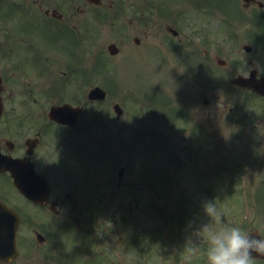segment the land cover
Wrapping results in <instances>:
<instances>
[{
	"label": "flooded vegetation",
	"instance_id": "flooded-vegetation-1",
	"mask_svg": "<svg viewBox=\"0 0 264 264\" xmlns=\"http://www.w3.org/2000/svg\"><path fill=\"white\" fill-rule=\"evenodd\" d=\"M106 66L126 74L179 68L178 79L190 86L192 131L216 135L219 141H209L217 151L229 143L223 130L243 148H264V97L242 86L264 82V0H0V203L22 222V214L40 210L48 226L52 203L59 211L80 190L100 197L98 181L113 170L99 152V134L107 129L115 139L133 118L131 101L114 95L104 110L108 127L100 125L106 100L88 96ZM66 105L82 111L55 117L53 109ZM26 166L48 185L46 204L16 187L12 172L25 180ZM20 230L12 264H30L35 245L22 242ZM32 231L43 232L37 225Z\"/></svg>",
	"mask_w": 264,
	"mask_h": 264
},
{
	"label": "rangeland",
	"instance_id": "rangeland-1",
	"mask_svg": "<svg viewBox=\"0 0 264 264\" xmlns=\"http://www.w3.org/2000/svg\"><path fill=\"white\" fill-rule=\"evenodd\" d=\"M107 37L108 33L106 30L103 40H107ZM159 68L163 69V77L161 78L154 76L161 72L157 69L148 68L143 72L144 74L148 71L149 76L152 77V81L149 78L148 85L145 87L142 84H145V82L141 81L142 79H138L139 75H141L140 68L130 70L126 79L124 71H120L122 72L123 80H125L119 83L115 82L116 79L111 80L116 77V73L113 70L101 71L99 79L103 83L102 86L110 93V96L112 97L114 96L113 94L118 93L120 94V99L131 101L133 112H137L132 125L138 120L147 123L148 126L143 127L144 130H147V137L140 135L143 131L141 128L133 126L132 131L125 133L128 143L127 151L124 153L122 144L119 141H122L125 135L121 134L120 140H118L120 136H116L117 138H113L112 143H110L107 132L99 134L101 137L98 145L99 152L104 155V158L107 157L108 159L110 153L108 152L107 154V148L109 146L118 151L116 156L112 157V161L116 162V164H110L114 173L111 171V173L101 175L105 179H100L95 188L96 190L100 189V197L90 196L86 199L84 191L80 190L79 195L80 193L82 194L77 198L81 202L79 205L81 206L86 199L91 201L90 207H85L84 203L80 210L69 212L71 206L68 205L67 210L60 218H52L53 222L54 219L58 220L53 224L49 234H46V237L50 239V251L47 250V253L43 249H37L36 251V254L37 252L42 254L40 257L44 259L43 262L45 264H96L95 260L98 254H102L105 257L106 262L103 264H155V260L158 261V264H206V257L203 254V249L206 246L199 241L193 230L188 227L184 228L181 238L174 240V244H167L165 247L164 245L158 246V251L164 253L166 248L168 253H171L168 259L157 257L156 246H152L154 250L151 254L149 252L150 249L144 252L143 250L140 251V247H138L137 252L132 251L126 254L125 251L123 256L127 242L131 243L133 248L137 247L135 246L136 239H134V236L140 237L141 224L143 228L147 227V229H150V231L148 230V242L150 245H152L151 241L156 237L159 238L158 236L163 232L158 229V226L160 228H165V226L170 228L167 224L177 225L179 222L178 218L173 220L168 217L167 213L171 215L178 209L176 205L181 201L183 194H185V198L194 201L191 203L196 204L192 206L196 207L198 205L201 212L203 201L214 200L226 223L239 226L245 232L254 233L259 231L261 235H264V167L255 166L256 163L264 162V148H243L239 140H233L234 136L229 134V131L223 130V139L229 143L223 142L221 151H217L210 146L209 141L212 136H214L216 142L219 141L216 135L212 134V136H209L208 133L202 134L201 132L197 134L190 130V125L185 130L183 128L176 130L169 128L166 117L157 118L153 115L151 111L153 108L149 107L153 102L151 99L157 100L158 98L151 96L150 99L149 95L151 93L145 89L153 88L156 90L159 88L161 91H167L168 95L175 99L176 105L182 107V111L187 113L190 109V86L187 85V80L178 79L179 68H174L173 66ZM175 75H177L176 78ZM150 81L151 83H149ZM127 87L130 91H128ZM164 97L166 95L160 92V100ZM165 100H168V97ZM165 111L167 112L168 108L163 109V115L173 118L177 117L174 113L167 115ZM224 115L225 113H223V117ZM171 122L174 127H177L178 123ZM261 122L262 136L264 137V120L262 119ZM182 123L185 124L184 121ZM220 127L223 128L225 125L220 124ZM235 136L237 137L238 135ZM102 139H105V141ZM119 156L121 161L127 162L128 169L135 166V170L133 171L134 176L128 173L122 189L116 191L117 174L115 173H117L116 165L120 162L118 160ZM176 156L179 157L177 161L175 160ZM237 157H239L240 163L243 162L244 174L242 175L243 178H238L236 187L232 188L229 178L232 176L233 179L235 176V173L231 170L236 169L233 165L239 164ZM225 158L230 159L225 163ZM230 164L233 165L230 166ZM101 166L104 167V165ZM171 175L172 184L176 188L173 187L172 193L166 190L164 199L154 198L159 195L156 191L147 187L146 182L157 189H161L163 187L161 184L165 181L167 189H169L171 179L168 176ZM222 175L228 179L223 185L218 182L219 177ZM240 179L242 180L241 184ZM142 186L147 188L144 193L139 192ZM220 187H222L219 190L221 193L217 194V198H212L208 190ZM114 190L115 193L111 196L110 192ZM234 192V196L233 194L232 196H227V194L230 195V193ZM239 193H241L240 196ZM158 207H163L167 211V213L163 211V217H160V214L157 213ZM33 214L38 215L37 212H33ZM125 217H127L126 220ZM159 218L161 220L160 223ZM197 220V224L208 222V218L204 216L203 212ZM124 222H128L129 226L122 224ZM83 227L86 228L83 229ZM93 227L95 230L92 229ZM88 228L89 232H86ZM171 229L173 231L176 230L174 226ZM27 235L29 238H33L31 231ZM84 238L89 240V244L83 241ZM189 240L194 244H198L201 249L200 254L195 256L188 255L186 248L189 246L187 245ZM78 247L84 248L83 251L80 252ZM173 247H175L174 250ZM142 252H144V255H142ZM163 255L166 257L165 253ZM173 258L177 259L173 260ZM258 264H264V261H258Z\"/></svg>",
	"mask_w": 264,
	"mask_h": 264
},
{
	"label": "clouds",
	"instance_id": "clouds-1",
	"mask_svg": "<svg viewBox=\"0 0 264 264\" xmlns=\"http://www.w3.org/2000/svg\"><path fill=\"white\" fill-rule=\"evenodd\" d=\"M201 210L208 222L197 224L190 221L187 227L206 246L203 249L206 264H258L257 257H264V235L245 232L239 226L226 223L214 200L203 201ZM187 245L189 256L200 254L198 244L189 240ZM2 264H12V259Z\"/></svg>",
	"mask_w": 264,
	"mask_h": 264
},
{
	"label": "water",
	"instance_id": "water-1",
	"mask_svg": "<svg viewBox=\"0 0 264 264\" xmlns=\"http://www.w3.org/2000/svg\"><path fill=\"white\" fill-rule=\"evenodd\" d=\"M91 95H92V97H93V96H94V97L98 96V97L103 98V97L105 96V93L102 92L100 89H96V90H94V91L91 93ZM254 234H256V232H255ZM253 255H255V253H254ZM257 258H264V257H257Z\"/></svg>",
	"mask_w": 264,
	"mask_h": 264
}]
</instances>
